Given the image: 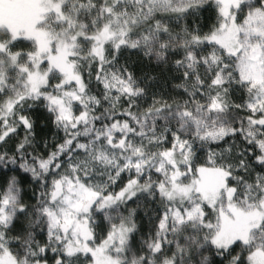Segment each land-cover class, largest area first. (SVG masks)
Listing matches in <instances>:
<instances>
[{"label":"snow or ice","instance_id":"obj_1","mask_svg":"<svg viewBox=\"0 0 264 264\" xmlns=\"http://www.w3.org/2000/svg\"><path fill=\"white\" fill-rule=\"evenodd\" d=\"M0 264H264V0H0Z\"/></svg>","mask_w":264,"mask_h":264}]
</instances>
